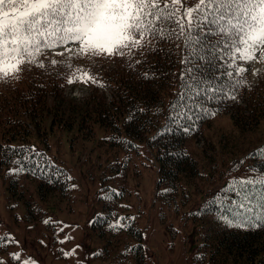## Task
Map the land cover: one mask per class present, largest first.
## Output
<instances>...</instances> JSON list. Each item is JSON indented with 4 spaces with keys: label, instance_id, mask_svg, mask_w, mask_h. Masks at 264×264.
Returning <instances> with one entry per match:
<instances>
[{
    "label": "trees",
    "instance_id": "obj_1",
    "mask_svg": "<svg viewBox=\"0 0 264 264\" xmlns=\"http://www.w3.org/2000/svg\"><path fill=\"white\" fill-rule=\"evenodd\" d=\"M193 2L188 0L190 5ZM215 39L209 38L211 42ZM135 60L141 63L136 65ZM182 60L188 63L182 65ZM83 61L76 58L67 63L82 65L98 73L104 81L103 88L109 91L108 96L105 92H98V86H93L87 96L65 94L64 89L71 85L61 76L52 77L46 62H43V68L38 65L24 68L18 80L0 81V168L16 167L13 162L25 155L6 149L35 148L39 155L25 163L23 167L27 171L20 173L37 180L42 199L52 193L62 199L67 198L66 203L71 208L73 185L70 174L45 149H38L36 145L40 140L45 141L48 135L59 132L57 130H75L85 138L98 130L101 142L116 150L113 157L121 153L127 159V164L121 168L127 167L124 174L130 163L133 164L130 171L137 176L149 164L157 168L156 198L183 224L194 225L199 239L193 256L196 264H264V227L242 230L228 227L219 219L224 209L231 208L229 201L238 199L234 192H225V188L231 187V182L237 178L259 177L264 173V155L261 154L264 143L244 149L235 158H230L225 170L218 153L212 154L219 158L220 163L208 161L205 165L216 166L220 171L219 181L214 186L192 179L194 175L196 178L200 175L199 170L205 165H199L186 147L190 137L222 114L229 115L239 131L255 128L264 117V79L251 80L245 75L247 83L238 89L235 100L219 97L209 100L204 95L197 97L195 88L182 87L191 81H182L181 72L188 73L194 69L191 73L193 79L212 80L218 76L217 61L206 50L197 52L191 46L186 47L183 36L158 40L147 49L135 52L131 57L132 68L128 66L127 56L110 64L108 59H96L90 66ZM145 72L149 73V79L143 78ZM182 91H188L192 97L185 101L189 108L174 110L171 105L181 103L177 93ZM200 105L204 110H200ZM130 114L132 119H129ZM28 124L33 125L38 135L42 133L41 138L35 137ZM135 160L138 164H134ZM185 163L191 166L189 175L185 174L182 166ZM210 176L212 174L207 175ZM14 187L11 184L10 189ZM125 193L124 188L102 186L98 197L99 210L91 224L102 240L97 255L109 258V264H144L141 230L134 219H127L122 210L126 207L121 203ZM25 203L29 218L34 217L37 210L44 212L29 200ZM117 217L126 218L123 223L127 227L119 230L110 228ZM7 247L0 245L1 250Z\"/></svg>",
    "mask_w": 264,
    "mask_h": 264
},
{
    "label": "snow or ice",
    "instance_id": "obj_2",
    "mask_svg": "<svg viewBox=\"0 0 264 264\" xmlns=\"http://www.w3.org/2000/svg\"><path fill=\"white\" fill-rule=\"evenodd\" d=\"M172 36L177 39L183 36L186 47L191 46L197 52L206 50L217 61L218 76L212 80L193 79L194 69L181 72L182 81H191L182 87L195 88L197 97L204 95L209 100L218 97L235 100L238 89L247 83L244 77L250 68L246 65L264 54V0H194L191 5L188 0H0V81L18 80L28 64L43 68L38 57L46 51H54L58 56L72 53L73 57L92 61H114L127 56L132 68L131 57L135 52ZM210 37H215V42ZM61 48L63 51H56ZM58 63L67 69L59 75L68 85L105 86L98 73L82 65L51 61L53 67ZM134 63L139 65L141 61ZM143 78L149 79V73L145 72ZM177 96L181 103H173L171 107L187 110L189 105L185 101L192 98L188 91ZM199 107L204 110L202 105ZM132 118L130 114L129 119ZM5 151L25 153L13 162L16 167L9 168V174L27 171L23 165L39 155L35 148ZM261 154L264 155V150ZM36 166L40 167L39 162ZM231 185L224 191L234 192L238 199L229 201L231 208L221 212L220 222L242 230L264 227V173L259 177L237 178ZM125 219L117 217L109 227L125 228ZM13 243L18 244L9 235L0 237V245ZM74 251L63 255L70 257ZM9 255L14 264H36L31 257L22 258L20 252ZM0 264L6 262L0 260Z\"/></svg>",
    "mask_w": 264,
    "mask_h": 264
},
{
    "label": "rangeland",
    "instance_id": "obj_3",
    "mask_svg": "<svg viewBox=\"0 0 264 264\" xmlns=\"http://www.w3.org/2000/svg\"><path fill=\"white\" fill-rule=\"evenodd\" d=\"M75 47V46H73ZM56 51H63L57 49ZM79 58L82 63L92 65V60L73 57L72 53L58 56L54 51H46L38 57V61L46 62V68L51 70L52 77H60L67 69L63 63L55 67L51 61L69 62ZM108 62V64H110ZM34 65H25L29 69ZM98 66V60L95 62ZM250 71L245 75L251 79H264V54L260 59L246 65ZM259 75H253V73ZM93 86L77 83L64 89V93L75 96H87ZM98 92L108 90L98 87ZM36 138L42 133L34 132ZM48 135V138L38 141L36 148L45 149L57 164L63 165L72 178L73 202L70 208L65 202L67 198H60L49 193L42 199L38 191V182L31 176L24 174H9L11 166L0 168V236L9 235L18 244L8 245L6 250L0 249V260L6 264H14L10 253L20 252L22 258L31 257L36 264H109V258L97 255L102 240L92 229V221L99 210L98 197L103 185L111 188H124L126 193L122 199V208L125 215L134 218L135 225L141 230L144 264H196L193 256L198 246V236L193 224H183L182 220L172 212L167 211L160 200L155 196V181L157 168L149 164L140 175L121 169L127 164L124 154L113 157L116 150L107 143L101 142L100 132H95L88 138L78 134L75 130L64 131ZM87 132V131H86ZM100 136V137H99ZM142 141V140H141ZM264 143V117L259 124L248 131H239L232 123L229 115L222 114L214 117L202 130L190 137L186 142L189 154L199 165L208 161L220 163L223 161V170L229 165L230 158H235L244 149H251L257 144ZM218 153L219 158L213 156ZM134 164H138L135 160ZM115 170L113 169V166ZM185 174L191 171L189 163L182 165ZM198 177L192 179L214 186L219 181V169L216 166L205 165L199 170ZM208 174L212 176L207 177ZM16 178L13 190L11 184ZM42 208L45 213L37 210L34 217L27 216L25 201ZM201 200V198H200ZM28 202V201H27ZM48 223L45 224L44 221ZM63 229V230H62ZM68 237V239H65ZM60 241H64L61 243ZM79 246V247H77ZM75 250L70 257L64 252Z\"/></svg>",
    "mask_w": 264,
    "mask_h": 264
}]
</instances>
